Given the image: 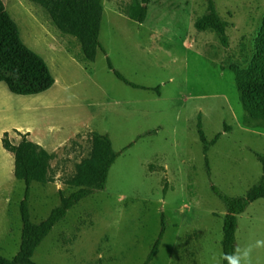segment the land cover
Returning a JSON list of instances; mask_svg holds the SVG:
<instances>
[{
    "label": "rangeland",
    "instance_id": "374dc122",
    "mask_svg": "<svg viewBox=\"0 0 264 264\" xmlns=\"http://www.w3.org/2000/svg\"><path fill=\"white\" fill-rule=\"evenodd\" d=\"M2 1L22 41L44 58L55 78L45 92L14 97L18 123L31 127L53 154L51 181L31 185V220L47 218L60 205V191H74L67 182L90 158L96 133L106 134L120 153L105 188L55 224L34 250L33 261L143 264L164 215L166 232L150 264H215L213 258L223 254L226 205L211 185L229 197H242L262 174L256 154L264 153V120L244 109L237 76L256 54L264 0H214L227 22L226 45L215 31L195 28L207 12L205 0H152L143 23L119 11L133 0H101L99 37L105 52L98 51L91 62L82 58L79 41L62 34L41 5ZM108 59L129 81L159 86L160 94L125 84ZM200 122L208 140L221 133L207 155ZM9 138L18 143L20 131ZM1 166L0 182L10 189L0 192V255L12 259L21 244L26 184L14 175L10 179ZM246 210L236 232L240 248L264 240V198ZM252 264H264V248L253 250Z\"/></svg>",
    "mask_w": 264,
    "mask_h": 264
},
{
    "label": "trees",
    "instance_id": "16d2710c",
    "mask_svg": "<svg viewBox=\"0 0 264 264\" xmlns=\"http://www.w3.org/2000/svg\"><path fill=\"white\" fill-rule=\"evenodd\" d=\"M40 4L48 13L55 27L65 35L75 37L81 46L82 58L94 61L98 51H104L100 42V27L103 15L101 0H30ZM152 0H133L129 5L119 6V11L130 19L143 23L147 16V6ZM207 12L195 21L197 30H213L221 38L224 45L228 38L225 34L227 22L216 11L214 0H205ZM108 67L114 75L125 84L134 88L155 90L160 94V87L155 88L137 85L115 70L108 59ZM237 76V85L242 94V103L246 112L254 119L264 120V22L256 44V54L249 66ZM0 81L4 82L10 91L17 95H36L50 89L55 78L46 61L38 53L30 49L21 39L16 22L12 19L2 0H0ZM203 152L207 155L221 133L208 140L202 129L201 122L197 124ZM29 133L20 132L18 143L12 142L9 133L4 132L3 147L14 156V175L26 184L24 198L20 203L22 219L21 244L19 252L12 258L0 255V264H36L33 253L36 247L60 222L67 212L82 199L106 186L108 172L120 153L116 152L110 138L106 134L96 133L93 137V147L90 158L84 159L77 166L76 174L68 180L69 188L74 189L69 195L60 191V205L52 209L47 218L40 222L31 220L29 199L33 182L46 184L49 177L50 161L53 154L45 147L31 140ZM132 144L129 145V147ZM262 165V174L256 185L250 188L242 197H229L211 188L226 205L223 219V253L232 252L236 245V232L239 216L246 208L260 198H264V153L256 154ZM206 165L208 158L205 157ZM209 171V170H208ZM167 190L165 185L164 191ZM166 232L165 216H162V229L147 260L150 264L159 251V246Z\"/></svg>",
    "mask_w": 264,
    "mask_h": 264
},
{
    "label": "crops",
    "instance_id": "0c3cea01",
    "mask_svg": "<svg viewBox=\"0 0 264 264\" xmlns=\"http://www.w3.org/2000/svg\"><path fill=\"white\" fill-rule=\"evenodd\" d=\"M32 3H34V2H32ZM34 4H38V3H34ZM14 12L15 11L12 10V14L11 15H13L14 18L16 19L17 18V14L14 13ZM27 14L31 18L33 17L32 15L29 14V12ZM37 25L42 30V27L38 23H37ZM44 31L45 30L43 29V33L45 34ZM3 85H4V82H1L0 81V160H1L0 162L2 164L1 167L2 168L5 167L6 173H8L10 175V179H12V177L14 175L13 174L14 173V157H12L11 155H9L8 151L2 145V137H3L4 132H8L9 134L12 131H15V132L16 131H20L22 133H27L28 132L29 133L28 137L31 140L34 139L35 142H37L40 145L42 143L40 142V140H38L34 136V132H33V129L31 127H28V126L24 127V126H21L20 123H18V117H17L18 116V104H17L16 99L14 98L15 95H17V94L12 93L10 91V89L8 88V86L6 85L7 88L9 89V91H8ZM43 147H44V145H43ZM8 188L10 189V187L8 185V182H6L4 184L0 182V192L1 191H3V192L8 191L9 190ZM3 196L4 195H0V197H3ZM260 199H263V198H260ZM247 210L239 216V219H240V217H243V215L247 213ZM238 222H239V220H238Z\"/></svg>",
    "mask_w": 264,
    "mask_h": 264
},
{
    "label": "clouds",
    "instance_id": "9594fccd",
    "mask_svg": "<svg viewBox=\"0 0 264 264\" xmlns=\"http://www.w3.org/2000/svg\"><path fill=\"white\" fill-rule=\"evenodd\" d=\"M264 248V240H256L254 244L246 247L234 248L232 252L223 253L219 260H215V264H252V253L254 249Z\"/></svg>",
    "mask_w": 264,
    "mask_h": 264
},
{
    "label": "bare ground",
    "instance_id": "6f19581e",
    "mask_svg": "<svg viewBox=\"0 0 264 264\" xmlns=\"http://www.w3.org/2000/svg\"><path fill=\"white\" fill-rule=\"evenodd\" d=\"M32 27L34 28V26L32 25Z\"/></svg>",
    "mask_w": 264,
    "mask_h": 264
}]
</instances>
